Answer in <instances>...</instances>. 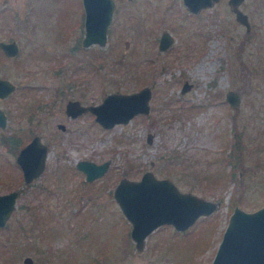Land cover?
<instances>
[{
	"label": "rangeland",
	"instance_id": "374dc122",
	"mask_svg": "<svg viewBox=\"0 0 264 264\" xmlns=\"http://www.w3.org/2000/svg\"><path fill=\"white\" fill-rule=\"evenodd\" d=\"M239 8L249 32L228 0L197 12L183 0H117L108 43L78 47L81 0H0V40L20 46L16 56L0 48V76L17 85L0 98L8 115L0 137L17 131L26 142L32 131L49 146L45 170L26 183L16 153L0 143V192L20 190L0 226V264H22L25 255L33 264H210L234 205L264 204V0ZM164 29L175 41L162 51ZM186 79L192 87L182 92ZM144 85L150 110L126 123L104 127L89 110L65 113L69 98L98 103ZM237 139L242 163L229 160ZM80 159L110 163L87 181ZM147 169L221 204L184 231L161 225L137 251L113 189Z\"/></svg>",
	"mask_w": 264,
	"mask_h": 264
},
{
	"label": "water",
	"instance_id": "95a60500",
	"mask_svg": "<svg viewBox=\"0 0 264 264\" xmlns=\"http://www.w3.org/2000/svg\"><path fill=\"white\" fill-rule=\"evenodd\" d=\"M215 0H183L187 8L193 12L202 7L212 5ZM242 0H228L237 20L245 24L248 32L251 23L248 15L239 8ZM84 9V35L82 43L106 44L107 27L112 20L115 0H82ZM174 37L164 30L160 38V47L165 48L172 43ZM128 41H126V46ZM0 48L6 55L16 56L20 52L18 42L0 40ZM191 86L185 83L183 90ZM16 84L7 77L0 76V97L8 96ZM151 89L148 85L133 92H110L99 104L83 105L78 100H69L66 111L72 115L86 110L95 113V119L104 127L115 123H126L138 112H148ZM226 100L232 106L240 103V95L236 90H228ZM6 124V115L0 108V126ZM152 134H148L151 142ZM48 153L47 143L34 135L18 152L16 160L22 168L26 183L38 177L45 167ZM109 159L95 162L80 159L77 166L85 172L87 180L102 175L109 165ZM18 189L0 192V226L7 220L16 206ZM113 195L124 216L130 221V236L135 242L137 251H141L147 236L164 224H171L176 230L184 231L200 216L215 211L221 200L209 199L190 190H182L169 177H158L152 169L145 170L138 179L122 176L113 189ZM22 264H33V257L25 255ZM210 264H264V204L246 210L235 204L230 212L221 239L217 245Z\"/></svg>",
	"mask_w": 264,
	"mask_h": 264
},
{
	"label": "flooded vegetation",
	"instance_id": "af4514ba",
	"mask_svg": "<svg viewBox=\"0 0 264 264\" xmlns=\"http://www.w3.org/2000/svg\"><path fill=\"white\" fill-rule=\"evenodd\" d=\"M82 1V0H81ZM82 7H83V4H82ZM116 7H117V0H115V8H114V10H113V16H112V20H111V22L108 24V27H107V40H106V44L108 43V38H109V32H110V28H111V24L113 23V20H114V14H115V11H116ZM83 12H84V9H83ZM248 15V14H247ZM249 19V18H248ZM250 21V20H249ZM251 23V22H250ZM82 28H83V30L85 29V26H84V13H83V25H82ZM250 28H251V26H250ZM164 30H167V29H164ZM164 30H162V32H161V34H160V36H159V39H158V42H157V48L159 49V50H162V51H164V50H166L174 41H175V38H174V40H173V42L172 43H170L167 47H165V48H161L159 45H160V38H161V35H162V33H163V31ZM250 30V29H249ZM167 31H169V30H167ZM249 32V31H248ZM83 35H84V33H83ZM172 35V34H171ZM80 36H81V34H80ZM173 36V35H172ZM174 37V36H173ZM79 38H81L80 39V41H78L79 40ZM78 38V47H79V43L82 45V46H84L83 45V43H82V38H83V36L82 37H79ZM129 41V40H128ZM92 44H98L99 46H105L106 44H104V45H100L99 43H92ZM124 44L126 45V40H125V42H124ZM91 45V44H90ZM2 50V49H1ZM3 51V50H2ZM189 83V84H191V86L189 87V88H191L192 87V82H190L189 80H184L183 81V83H182V85H181V91L182 92H185V91H187L188 89H186V90H183V86H184V84L185 83ZM16 84V83H15ZM74 84L75 83H73V82H69V84H68V86L69 87H72V86H74ZM17 86V85H16ZM145 86V85H144ZM149 87H150V89H151V94H152V87L149 85ZM16 89V88H15ZM15 89L8 95V96H10L14 91H15ZM57 90H58V92H60L59 90V88H57ZM57 90H56V92H57ZM230 90V89H229ZM108 93H110V92H108ZM107 93V94H108ZM106 94V95H107ZM8 96H5V97H0V98H6V97H8ZM150 97H151V95H150ZM104 98V97H103ZM103 98H102V100H103ZM69 100H78L81 104H83V105H93V104H99V103H101L102 102V100L100 101V102H98V103H90V104H85V103H83V102H81L80 101V99H78V98H74V99H72V98H69L67 101H69ZM149 101H150V98H149ZM67 103V102H66ZM149 105H150V102H149ZM232 106V105H231ZM151 107V106H150ZM1 108V107H0ZM3 111H4V113H5V115H6V124H5V126L4 127H2V126H0L1 128H5L6 127V125H7V120H8V115H7V112L3 109V108H1ZM65 113L68 115H70V116H73V117H75V116H77L78 114H80V113H82V112H84V111H82V112H80V113H78L77 115H72V114H70V113H68L67 111H66V105H65ZM149 110H150V108H149ZM89 111H91V110H89ZM92 112V111H91ZM149 112V111H148ZM148 112H146V113H148ZM93 113V112H92ZM138 113H145V112H138ZM94 114V118H95V113H93ZM137 114V113H136ZM135 115V114H134ZM32 118V116L31 115H29V119H31ZM96 120V119H95ZM97 121V120H96ZM98 122V121H97ZM120 123H122V122H120ZM101 124V123H100ZM116 124V123H115ZM102 125V124H101ZM57 126H59V127H61L62 129H65V124L63 123V122H59L58 124H57ZM103 126V125H102ZM31 134H33L32 136H31V138L34 136V135H39V137H40V139H41V141H43L42 140V138H41V136H40V134H38V133H35L34 134V132H30ZM15 135L12 139L11 138H9L11 135ZM148 134L149 133H147V140H148ZM31 138H29L26 142H25V140L23 141V137H22V135L20 134V133H17V131H14V132H10V133H8V134H2L1 135V137H0V143H4V144H7V145H9L11 148V150L12 151H14V153H16V156H17V154H18V152H19V150L28 142V141H30V139ZM15 139H18V142L17 143H13L14 142V140ZM2 140H4V141H2ZM152 141V140H151ZM43 142H45V141H43ZM149 142V141H148ZM45 143H47V142H45ZM47 145H48V143H47ZM48 151H49V146H48ZM48 154V153H47ZM47 158V157H46ZM79 161V160H78ZM77 161V162H78ZM16 162H17V160H16ZM77 162H76V165H75V167H76V169H78V170H81V171H83L82 169H80L78 166H77ZM109 163H110V161H109ZM17 164L19 165V163L17 162ZM20 166V165H19ZM109 166V165H108ZM45 167H46V160H45ZM45 167H44V169H43V171L45 170ZM20 168H21V166H20ZM108 168V167H107ZM21 171H22V168H21ZM42 171V172H43ZM41 172V173H42ZM84 172V171H83ZM85 173V172H84ZM22 175H23V171H22ZM84 175H86V174H84ZM85 177V180H87L86 179V176H84ZM24 178V177H23ZM33 180V179H32ZM31 180V181H32ZM25 181V180H24ZM87 181H89V180H87ZM12 190V189H11ZM19 190V189H18ZM19 193H20V190H19ZM50 248H51V246H50Z\"/></svg>",
	"mask_w": 264,
	"mask_h": 264
},
{
	"label": "trees",
	"instance_id": "16d2710c",
	"mask_svg": "<svg viewBox=\"0 0 264 264\" xmlns=\"http://www.w3.org/2000/svg\"><path fill=\"white\" fill-rule=\"evenodd\" d=\"M15 135L13 134V135H11L9 138H13ZM241 140V139H240ZM239 139H237V140H235L234 141V144H233V148H232V151L229 153V160H235V159H238V161H239V163H242V159H241V151H242V148H244L243 147V144H244V141H240ZM2 141H4V140H2ZM18 142V139H15L14 140V142L13 143H17ZM222 175V174H221ZM10 236H8V238H9ZM2 252L0 251V257L2 256V254H1ZM97 260V262H99L98 261V259H96Z\"/></svg>",
	"mask_w": 264,
	"mask_h": 264
}]
</instances>
